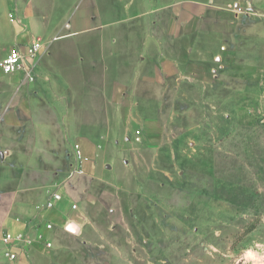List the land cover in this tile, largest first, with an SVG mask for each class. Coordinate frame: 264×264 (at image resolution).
<instances>
[{
	"label": "rangeland",
	"instance_id": "obj_1",
	"mask_svg": "<svg viewBox=\"0 0 264 264\" xmlns=\"http://www.w3.org/2000/svg\"><path fill=\"white\" fill-rule=\"evenodd\" d=\"M65 4L0 0V61L18 41L43 39L47 52L107 40L77 39L79 6ZM100 4L114 63L87 71L99 85L76 87L84 95L63 120L58 159L42 135L22 147L34 180L74 212L48 231L51 248L39 242L12 261L0 243V264H264V0ZM36 68L32 80L0 69V115L13 96L43 93ZM2 200L5 215L13 199Z\"/></svg>",
	"mask_w": 264,
	"mask_h": 264
},
{
	"label": "crops",
	"instance_id": "obj_2",
	"mask_svg": "<svg viewBox=\"0 0 264 264\" xmlns=\"http://www.w3.org/2000/svg\"><path fill=\"white\" fill-rule=\"evenodd\" d=\"M103 1L66 0L65 5L70 6L77 3L79 6L74 13L73 24H71L77 39L107 40L102 41L101 45H92L89 49L77 45L74 47L54 46L47 52L45 50L43 56L40 57L43 58V61L39 65L38 62L36 64L40 78L32 83L34 86H41L43 93L20 95L22 97L13 96L11 103H15L11 104V109L5 115H0V234L3 239L2 235L5 231L14 234L26 232L31 244L30 247L23 244L26 250H30L35 244L42 242L38 237L40 231L49 234L45 228L47 220L59 224L64 216L74 212L71 204L68 207V199L65 197L56 208H45L48 199L52 196L50 192L54 185L45 184L40 176L34 180L36 171H32L30 167L34 165L35 157L29 154V147L27 149L22 147H27L33 142V134H39L47 143L45 146H47L48 152L54 156L52 158L58 159L61 151L63 152L66 148L63 137L66 132L63 120L69 116H76V111H78L76 102L81 101L80 99L84 95V92L80 89L77 90L76 87L82 88L89 84L99 85V82H93L87 77V71H109L110 64L114 63L116 51L109 41L114 32L109 28L108 20L104 22L102 16L99 18L101 15L100 3ZM70 10L66 8L67 15L71 12ZM98 21H103L106 28H95L93 25L98 24ZM49 36L46 35V37ZM17 43L29 42L18 41ZM99 65H101L100 68ZM19 100L26 103L34 102V105H16ZM37 103L42 104L38 105ZM3 122L4 130L1 129ZM31 135L32 137H30ZM92 141L89 139L84 141L87 151L92 150V145H94ZM8 142L9 146L6 144ZM17 167L20 168V176L23 175V178L20 176L16 178L13 168ZM5 196L13 200H11L6 214L3 215L2 198ZM18 198L25 201H20ZM38 199L44 202V210H40L35 205L38 202L34 201ZM0 243L5 248L4 241H0Z\"/></svg>",
	"mask_w": 264,
	"mask_h": 264
},
{
	"label": "built area",
	"instance_id": "obj_3",
	"mask_svg": "<svg viewBox=\"0 0 264 264\" xmlns=\"http://www.w3.org/2000/svg\"><path fill=\"white\" fill-rule=\"evenodd\" d=\"M48 42L43 39L34 38L29 43H16L9 47L6 55L0 61V69L6 75H13L20 73L27 79H34L35 67L37 59L46 50ZM77 154L79 158H82V151L79 145L76 146ZM63 196L61 193L55 192L48 199L45 208L54 209L62 201ZM45 228L50 231L54 228L53 222H46ZM3 241L5 243L4 253L12 261L18 260L22 254V251L26 250L23 244L31 246L28 235L26 232H20L14 234L9 231L3 233ZM38 237L47 248L53 246V242L48 233L40 232Z\"/></svg>",
	"mask_w": 264,
	"mask_h": 264
},
{
	"label": "water",
	"instance_id": "obj_4",
	"mask_svg": "<svg viewBox=\"0 0 264 264\" xmlns=\"http://www.w3.org/2000/svg\"><path fill=\"white\" fill-rule=\"evenodd\" d=\"M68 228L71 229V230H77L78 226L76 225V223L71 222V223L68 225Z\"/></svg>",
	"mask_w": 264,
	"mask_h": 264
}]
</instances>
